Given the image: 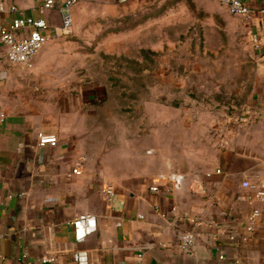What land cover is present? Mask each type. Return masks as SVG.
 <instances>
[{"label":"crops","instance_id":"0c3cea01","mask_svg":"<svg viewBox=\"0 0 264 264\" xmlns=\"http://www.w3.org/2000/svg\"><path fill=\"white\" fill-rule=\"evenodd\" d=\"M244 1L256 10L251 19L242 18L264 62V0ZM0 2L7 8L0 26L24 16L61 23L59 8L39 12L42 0ZM213 5L229 11L219 0ZM6 49L0 43V264H264V200L243 184L264 176V81L242 121L218 124V140L227 148L206 167L187 173L166 163L154 175L123 180L107 174L105 161L90 157L83 130L66 126L65 114L46 117L24 105L34 102L24 91L30 70L11 64ZM43 57L40 51L36 71ZM40 134L59 142L41 146ZM79 157L85 171L77 176L72 170ZM172 171L184 175L180 185L160 180ZM195 177L202 191L191 190ZM254 209L261 214L250 229ZM81 214L94 215L97 229L76 240L72 222ZM194 218L201 220L197 238L185 251L179 235L195 227Z\"/></svg>","mask_w":264,"mask_h":264},{"label":"rangeland","instance_id":"374dc122","mask_svg":"<svg viewBox=\"0 0 264 264\" xmlns=\"http://www.w3.org/2000/svg\"><path fill=\"white\" fill-rule=\"evenodd\" d=\"M220 6L78 2L71 30L44 46L40 71H27L24 91L35 103L24 105L65 114L113 178L137 180L166 163L187 173L206 167L227 148L218 124L242 121L264 81L249 25Z\"/></svg>","mask_w":264,"mask_h":264},{"label":"built area","instance_id":"2783aa9c","mask_svg":"<svg viewBox=\"0 0 264 264\" xmlns=\"http://www.w3.org/2000/svg\"><path fill=\"white\" fill-rule=\"evenodd\" d=\"M125 3L128 0H118ZM220 3L227 6L231 14L240 16L245 19H251L256 10L246 4L244 0H219ZM78 0H42L39 5V12L43 15L47 11L59 8L61 12V23L53 26L44 17H17L13 18L7 24L0 26V43L6 46V56L11 64L21 66L25 69L32 70L35 66V60L43 47L56 36H61L71 30L74 24V6ZM6 7L0 2V17L6 11ZM16 10L15 6L11 7ZM242 119V118H241ZM243 120V119H242ZM59 142L57 136L53 134H40V145L52 146ZM85 171V158L79 157L75 161L72 174L80 176ZM160 180L164 179L169 186H177L183 182L184 175L180 172L172 171L159 175ZM245 187L254 189L255 196L264 200V176L259 177L256 181L245 179L243 181ZM153 192L159 191L158 185L151 186ZM193 192L202 191L201 181L195 177L191 183ZM107 193L111 194V190L107 189ZM12 197V196H11ZM260 210L254 209L250 214V229H253L260 217ZM195 227L191 230L183 231L179 235L180 247L182 250H190L196 241L198 229L201 220L194 218ZM74 236L76 240H82L92 234L97 229L96 217L92 214H81L73 222ZM45 261H52L53 258H46ZM87 264V263H83Z\"/></svg>","mask_w":264,"mask_h":264}]
</instances>
